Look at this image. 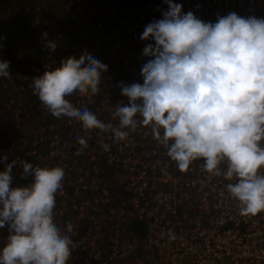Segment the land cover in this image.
<instances>
[{
  "label": "clouds",
  "instance_id": "1",
  "mask_svg": "<svg viewBox=\"0 0 264 264\" xmlns=\"http://www.w3.org/2000/svg\"><path fill=\"white\" fill-rule=\"evenodd\" d=\"M163 18L147 24L141 40L152 57L141 68L143 83L123 85L126 104L113 113L118 126L104 123L67 97L99 92L108 66L91 54L72 56L32 80L33 94L49 113L80 121L86 130L111 132L125 140L138 125L150 126L153 138L183 172L202 159L205 171L235 183L226 185L240 214L264 211V18L235 12L205 22L182 5L164 0ZM47 37V33H42ZM55 51V41L45 45ZM9 61H0V77H9ZM127 129V130H126ZM87 147L84 138H78ZM108 150V145H103ZM0 171V228L9 234L0 247V264H67L74 242L54 220L56 197L65 178L61 167L22 164L24 186L13 185L17 161ZM226 163V170L220 165ZM72 231V225H67Z\"/></svg>",
  "mask_w": 264,
  "mask_h": 264
},
{
  "label": "built area",
  "instance_id": "2",
  "mask_svg": "<svg viewBox=\"0 0 264 264\" xmlns=\"http://www.w3.org/2000/svg\"><path fill=\"white\" fill-rule=\"evenodd\" d=\"M110 1L114 5L116 0ZM118 1L135 5L125 12L112 5L101 10L95 22L99 38L93 57L108 66L101 73L99 92L67 97L76 108H87L113 126L119 123L113 117L117 104L127 103L121 82L142 84L141 68L152 59L142 54L147 44L154 45L153 40H141L144 28L168 10L164 0ZM173 3L182 5V13L191 11L205 22L215 23L218 15L230 12L264 18V0ZM61 61L52 60L50 65L58 67ZM45 114L49 119L42 121L51 124L41 128L42 134H32L26 154L39 160L43 155L48 167L64 170L54 220L74 242L67 264H264V211L240 214L239 202L226 188L235 179L211 175L202 159L181 172L153 138L150 126L140 124L117 141L111 132L86 130L80 121L58 119L47 109ZM78 138H84L87 147ZM220 167L226 170V163ZM259 171L264 174V168ZM29 182L23 179L17 186ZM0 234L4 244L7 225Z\"/></svg>",
  "mask_w": 264,
  "mask_h": 264
},
{
  "label": "trees",
  "instance_id": "3",
  "mask_svg": "<svg viewBox=\"0 0 264 264\" xmlns=\"http://www.w3.org/2000/svg\"><path fill=\"white\" fill-rule=\"evenodd\" d=\"M101 10V0H0V61L10 62L8 69L10 76L0 77V111L3 113L0 114V157L7 154V163L17 161L13 172L16 170L18 175L22 174L20 162L24 161L28 150L25 151V147L19 144L11 145L13 140L18 141L22 135L20 130L13 128L16 123L13 122L10 113L17 108L27 111V115L20 112L15 117L31 122L37 134H42L40 129L43 126L51 124L50 120L42 122V119L49 117L45 114V106L33 94L32 80L40 76L37 73L42 74L45 63L42 59L49 55L52 61L56 56L54 51L46 48V52L38 50L33 53L38 55L36 61H25L22 54H17L19 53L17 51L26 49V54L30 46H26L25 42L30 44L39 42L43 37L42 33H47L44 45L48 41L56 42L58 60H64L74 54L81 56L84 54V40H88L87 37L95 40L94 32H97L95 22L104 12ZM34 24L37 25L33 26ZM28 30L29 32H26ZM95 34L97 39L93 46L96 49L99 33ZM48 67L49 70L53 69L51 65ZM14 84L17 87H14ZM11 96H16L13 97L15 103L8 107ZM18 100H21L23 106L18 105ZM7 107L9 110L4 113L3 110ZM35 118L37 121H34ZM37 157L28 158L27 163L31 162L36 167L38 163H34L33 160ZM4 167L5 163L0 162V171H3ZM43 167L48 166L44 164Z\"/></svg>",
  "mask_w": 264,
  "mask_h": 264
},
{
  "label": "rangeland",
  "instance_id": "4",
  "mask_svg": "<svg viewBox=\"0 0 264 264\" xmlns=\"http://www.w3.org/2000/svg\"><path fill=\"white\" fill-rule=\"evenodd\" d=\"M134 3H135V1H127L126 3L123 4L120 1L116 0L115 1V4L113 5L112 4V1H110V0H101V9H102V11H105L106 9H107L106 11H108V9L113 5V7L116 9V11H118V12L119 11L125 12V11H128V10L132 9L134 7V5H135ZM36 25L37 24H34L33 26H36ZM26 32H29V30L26 31ZM95 33H97V32H94V35H95L94 38H95V40L92 41L91 40V37H87L88 40H84V53L86 52L88 54H91L92 56H94L95 55V52L97 51L94 48V46H93L94 42L97 39V34H95ZM39 40H40L39 42H35L34 44H30V42H25L26 46H30L27 49V53L25 54V52H26V49H25V50H19V51H17V52H19L17 54H20V55L22 54V56H23V58H24L25 61H36L38 59V55L33 54L34 52H36V51L38 52V50H41V52H43V51L46 52L45 51L46 47L44 45L45 38L42 37ZM47 50H48V48H47ZM55 50H56V48H55ZM54 54H55V56L57 58L59 57L58 52L54 51ZM71 56L72 57H75L77 59L79 58V56L77 54H74V55H71ZM48 57H49V55H46L44 57V59H42L43 60V63H44V61H45V63H47V64L44 63V66L42 68V74H43V72L45 70H49L50 69L48 67L50 65V59ZM56 57H55L54 60H57ZM42 74H38L37 73V75H42ZM13 86L14 87H17L15 84ZM11 97H12L11 98V103L8 105V107L9 106H12L13 103H15L13 97H16V96H11ZM21 104H22L21 103V100H18V105H21ZM22 106H23V104H22ZM8 107L6 108V110H3L4 113L8 112V110H9ZM19 113L20 114H23L24 113L26 115L28 114V112L27 111L25 112V110H22V108L20 110L18 108L17 109H13L12 110V113H10V115H11V117L13 119V122L16 123V125L13 128L15 129L18 126V128H16V129L20 130V134L22 135V138H20L18 141L13 140L12 143H11V145L16 146L17 144H19V146H24L25 147L24 148L25 151H27V150H29V147L31 145V139H32V134L34 132V129H33V126H32V123L31 122L25 120L24 118H19L18 119V118L15 117V115H18ZM0 114H3L2 113V110L0 111ZM34 121H37V118H35ZM40 124H41V122H40ZM28 158H29V156H28V154H26V158H24V161L27 162V159ZM46 159L47 158L42 155L41 158H40V160L36 158V160H33V162L34 163L37 162L38 165H40V167H42L45 164ZM21 167H19V168H21ZM14 172H16V170H14ZM17 180H18L17 178L13 177V185H14V182H16ZM3 245L4 244H1L0 243V247H2Z\"/></svg>",
  "mask_w": 264,
  "mask_h": 264
},
{
  "label": "crops",
  "instance_id": "5",
  "mask_svg": "<svg viewBox=\"0 0 264 264\" xmlns=\"http://www.w3.org/2000/svg\"><path fill=\"white\" fill-rule=\"evenodd\" d=\"M22 162H24V161L22 160ZM12 175H13V177L18 179L16 182H14V185H16V186L19 185L21 183V181L24 179V178H22V174L18 175L17 172H12Z\"/></svg>",
  "mask_w": 264,
  "mask_h": 264
},
{
  "label": "flooded vegetation",
  "instance_id": "6",
  "mask_svg": "<svg viewBox=\"0 0 264 264\" xmlns=\"http://www.w3.org/2000/svg\"><path fill=\"white\" fill-rule=\"evenodd\" d=\"M43 167V166H42Z\"/></svg>",
  "mask_w": 264,
  "mask_h": 264
}]
</instances>
